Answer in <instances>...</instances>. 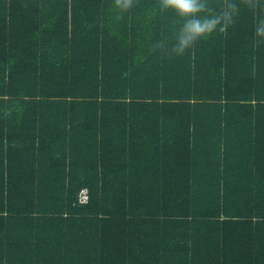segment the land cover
Wrapping results in <instances>:
<instances>
[{
	"label": "trees",
	"instance_id": "obj_1",
	"mask_svg": "<svg viewBox=\"0 0 264 264\" xmlns=\"http://www.w3.org/2000/svg\"><path fill=\"white\" fill-rule=\"evenodd\" d=\"M157 4L0 0V264H264V0Z\"/></svg>",
	"mask_w": 264,
	"mask_h": 264
},
{
	"label": "clouds",
	"instance_id": "obj_2",
	"mask_svg": "<svg viewBox=\"0 0 264 264\" xmlns=\"http://www.w3.org/2000/svg\"><path fill=\"white\" fill-rule=\"evenodd\" d=\"M134 0H113V6L119 12L128 11ZM207 0H158L156 10L173 14L179 26L175 31L173 51L181 54L196 40L212 33L221 23V17L205 11ZM225 19L227 14H224Z\"/></svg>",
	"mask_w": 264,
	"mask_h": 264
},
{
	"label": "built area",
	"instance_id": "obj_3",
	"mask_svg": "<svg viewBox=\"0 0 264 264\" xmlns=\"http://www.w3.org/2000/svg\"><path fill=\"white\" fill-rule=\"evenodd\" d=\"M88 200H89V191L88 189H83L79 194V202L81 204H86L88 203Z\"/></svg>",
	"mask_w": 264,
	"mask_h": 264
}]
</instances>
